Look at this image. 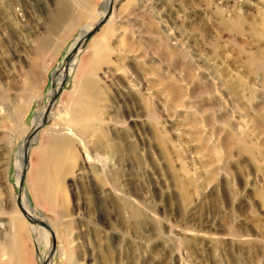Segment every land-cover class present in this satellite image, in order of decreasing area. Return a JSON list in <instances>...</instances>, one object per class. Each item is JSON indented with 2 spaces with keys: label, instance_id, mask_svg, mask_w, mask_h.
I'll list each match as a JSON object with an SVG mask.
<instances>
[{
  "label": "rangeland",
  "instance_id": "rangeland-1",
  "mask_svg": "<svg viewBox=\"0 0 264 264\" xmlns=\"http://www.w3.org/2000/svg\"><path fill=\"white\" fill-rule=\"evenodd\" d=\"M105 1L0 0V263L264 264V0Z\"/></svg>",
  "mask_w": 264,
  "mask_h": 264
},
{
  "label": "bare ground",
  "instance_id": "bare-ground-1",
  "mask_svg": "<svg viewBox=\"0 0 264 264\" xmlns=\"http://www.w3.org/2000/svg\"><path fill=\"white\" fill-rule=\"evenodd\" d=\"M91 0H79L80 4L81 5H84L85 3H89ZM112 4V1L111 0H106L103 5H102V15L99 19V21L104 18L107 14V8H108V5ZM262 18H264V14H262ZM110 20V18H109ZM99 21H95L94 23H92V25H95L96 23H98ZM243 24V20H238V25H241ZM91 25V26H92ZM257 25H258V22L256 20H254V22H250V30L252 32V34H257L259 31H258V28H257ZM261 25V24H260ZM89 29H87L88 31ZM92 30V28L88 31L90 32ZM83 32L81 33V35L79 36V38L75 41V43L73 44L72 48L70 49V52L69 53H72L74 52V50L76 49V47L84 41V37L86 35V33L88 32ZM64 79V74L62 76V78L57 82V84L54 85V89L52 90V95L55 93V91L57 90V88L59 87V85L61 84V82L63 81ZM63 141L60 139V138H53L50 140L48 146V150H50L51 153H48L50 154V156H52L54 154V152L56 153H59V149L61 148V146L59 145L60 143H62ZM52 149V150H51ZM47 150V151H48ZM46 151V152H47ZM46 152L44 153V161L46 163H50L53 165V161L50 159V158H47L45 155H46ZM62 168V166H61ZM23 167H21L20 171L17 172V175H16V181L19 182L20 180V175H21V171H22ZM25 194L23 193L22 196H24ZM36 199L39 198L40 196V192H39V188H36ZM26 197V196H25ZM22 198V197H21ZM22 206V204H21ZM22 209L24 210V212L26 213V217L29 218V219H36V220H39L37 217L34 216L33 213H31V211H27L23 206H22ZM24 218V216H23ZM26 220V218H24ZM15 222H16V225L18 223V225H21L22 226V222L20 221V219H15ZM32 225V224H31ZM35 226V225H34ZM39 228H42L40 226H38ZM43 229V228H42ZM8 253V252H7ZM8 255V259L6 260L7 262H3V263H0V264H19L18 262V256H17V253L13 250L12 252H10Z\"/></svg>",
  "mask_w": 264,
  "mask_h": 264
},
{
  "label": "water",
  "instance_id": "water-1",
  "mask_svg": "<svg viewBox=\"0 0 264 264\" xmlns=\"http://www.w3.org/2000/svg\"><path fill=\"white\" fill-rule=\"evenodd\" d=\"M112 1V0H111ZM110 9H111V4L108 5V8H107V14L104 18H102L93 28L90 32H88L85 37H84V41H87L88 39H90L91 36H93L107 21H108V18H109V14H110ZM53 84V83H52ZM62 88H63V81L61 82V84L59 85V87L57 88V90L55 91V93L51 96L52 98L49 99V102L46 106V109H45V112H44V115H43V118H42V121L41 123L33 130L32 134L33 136L36 135L37 131L43 127L47 121V110L54 104V102L56 101V99L58 98V95L60 94V92L62 91ZM54 89V86L52 85V90ZM26 169H27V161H26V158L24 159L23 161V170H22V173L20 175V180H19V184H18V188L19 190L21 191L23 189V184H24V177H25V172H26ZM24 194L26 195V193L24 192ZM22 214L24 216V218H26V220L31 223V224H38L42 227H46L48 228V226H46V224L41 221V220H36V219H29L27 218L25 215L26 213L24 212V210L22 209ZM49 229V228H48ZM50 230V229H49ZM54 247H55V244H54V240H53V243H52V249H51V252H50V256L53 254L54 252ZM46 264V263H44Z\"/></svg>",
  "mask_w": 264,
  "mask_h": 264
},
{
  "label": "crops",
  "instance_id": "crops-1",
  "mask_svg": "<svg viewBox=\"0 0 264 264\" xmlns=\"http://www.w3.org/2000/svg\"><path fill=\"white\" fill-rule=\"evenodd\" d=\"M53 165L51 164V162L50 163H46L45 161L43 162V165H42V169L44 170L43 172H39L37 175H39V177H38V179H37V181H35L34 183H33V186L35 187V189L36 188H39V192H40V196H39V198L38 199H40V197L41 198H44L43 196H44V194L45 193H47V190L44 188L46 185H44L42 182V177L41 176H43V177H47V174L45 173V169H46V167L47 166H50L51 168L50 169H54V170H58V171H60V169H61V165L57 162V164H56V161H53ZM56 164V165H55ZM61 172V171H60ZM48 177H51V176H48ZM42 179V180H41ZM41 180V181H40ZM39 181V182H38ZM37 199V200H38ZM45 199H47V198H45Z\"/></svg>",
  "mask_w": 264,
  "mask_h": 264
}]
</instances>
